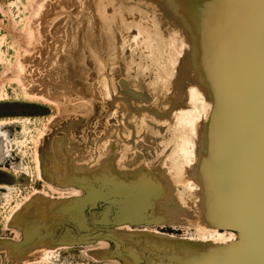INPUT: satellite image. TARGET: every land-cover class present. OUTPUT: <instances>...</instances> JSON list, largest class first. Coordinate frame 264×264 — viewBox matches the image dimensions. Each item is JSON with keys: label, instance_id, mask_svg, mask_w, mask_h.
I'll return each mask as SVG.
<instances>
[{"label": "rangeland", "instance_id": "rangeland-1", "mask_svg": "<svg viewBox=\"0 0 264 264\" xmlns=\"http://www.w3.org/2000/svg\"><path fill=\"white\" fill-rule=\"evenodd\" d=\"M0 121V264H264V0H0Z\"/></svg>", "mask_w": 264, "mask_h": 264}, {"label": "bare ground", "instance_id": "bare-ground-1", "mask_svg": "<svg viewBox=\"0 0 264 264\" xmlns=\"http://www.w3.org/2000/svg\"><path fill=\"white\" fill-rule=\"evenodd\" d=\"M23 93H26L24 90H23ZM28 95H30V94H28ZM2 121H0V123H1ZM1 186V185H0Z\"/></svg>", "mask_w": 264, "mask_h": 264}]
</instances>
